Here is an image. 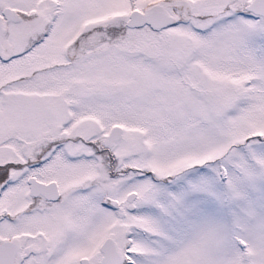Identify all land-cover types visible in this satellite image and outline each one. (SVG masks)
I'll use <instances>...</instances> for the list:
<instances>
[{
    "label": "snow or ice",
    "instance_id": "1",
    "mask_svg": "<svg viewBox=\"0 0 264 264\" xmlns=\"http://www.w3.org/2000/svg\"><path fill=\"white\" fill-rule=\"evenodd\" d=\"M0 264H264V0H0Z\"/></svg>",
    "mask_w": 264,
    "mask_h": 264
}]
</instances>
